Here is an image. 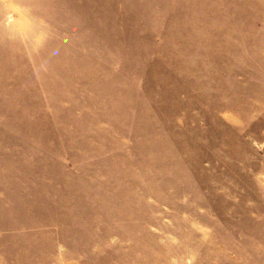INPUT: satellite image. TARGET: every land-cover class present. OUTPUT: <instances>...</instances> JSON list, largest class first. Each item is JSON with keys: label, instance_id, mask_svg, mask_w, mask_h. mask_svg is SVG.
Here are the masks:
<instances>
[{"label": "rangeland", "instance_id": "rangeland-1", "mask_svg": "<svg viewBox=\"0 0 264 264\" xmlns=\"http://www.w3.org/2000/svg\"><path fill=\"white\" fill-rule=\"evenodd\" d=\"M0 264H264V0H0Z\"/></svg>", "mask_w": 264, "mask_h": 264}]
</instances>
